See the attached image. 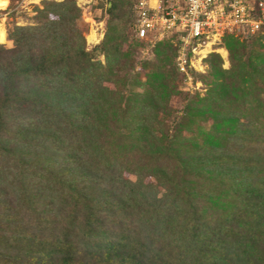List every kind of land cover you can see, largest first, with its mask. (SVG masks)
I'll return each instance as SVG.
<instances>
[{"label": "trees", "instance_id": "1", "mask_svg": "<svg viewBox=\"0 0 264 264\" xmlns=\"http://www.w3.org/2000/svg\"><path fill=\"white\" fill-rule=\"evenodd\" d=\"M102 1L91 48L76 0L6 27L0 264H264V25L188 66L192 95L176 36L140 58L135 0Z\"/></svg>", "mask_w": 264, "mask_h": 264}, {"label": "built area", "instance_id": "2", "mask_svg": "<svg viewBox=\"0 0 264 264\" xmlns=\"http://www.w3.org/2000/svg\"><path fill=\"white\" fill-rule=\"evenodd\" d=\"M133 31L151 44L175 35L176 67L190 80L188 66L202 60L226 32L253 33L264 25V0H135Z\"/></svg>", "mask_w": 264, "mask_h": 264}, {"label": "rangeland", "instance_id": "3", "mask_svg": "<svg viewBox=\"0 0 264 264\" xmlns=\"http://www.w3.org/2000/svg\"><path fill=\"white\" fill-rule=\"evenodd\" d=\"M4 4L0 5V43H4L6 46H10V41L6 40V27L12 22L19 24L31 21L32 16L36 12V7H41V0H4ZM78 7L80 8V27L83 30L85 38V44L87 48H91L103 37L105 32V13L104 2L102 0H76ZM156 43H149L142 41L140 44H135L133 47L135 52L139 54L140 58L153 57V47ZM220 55L223 58V67H228L227 50L225 46H220L218 49ZM197 66V71H204L206 68L205 63L202 60L194 61ZM140 69V68H138ZM203 83L199 80L178 81L177 88L179 90H189L193 95L195 89H199L201 93L204 91ZM181 95H172L170 98V104L176 106L180 102Z\"/></svg>", "mask_w": 264, "mask_h": 264}, {"label": "bare ground", "instance_id": "4", "mask_svg": "<svg viewBox=\"0 0 264 264\" xmlns=\"http://www.w3.org/2000/svg\"><path fill=\"white\" fill-rule=\"evenodd\" d=\"M4 0H0V5H3L4 4Z\"/></svg>", "mask_w": 264, "mask_h": 264}]
</instances>
